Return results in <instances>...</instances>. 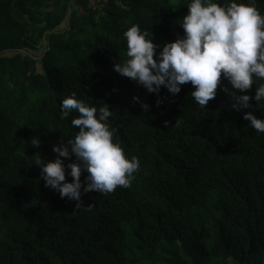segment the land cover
<instances>
[{
	"label": "trees",
	"instance_id": "trees-1",
	"mask_svg": "<svg viewBox=\"0 0 264 264\" xmlns=\"http://www.w3.org/2000/svg\"><path fill=\"white\" fill-rule=\"evenodd\" d=\"M186 2L0 0V264H264V132L244 119L264 102L233 109L222 77L202 108L190 82L154 93L113 68L133 24L161 48L182 36ZM72 93L107 103L114 142L140 160L130 187L83 193L81 209L34 162L78 131V112L60 115Z\"/></svg>",
	"mask_w": 264,
	"mask_h": 264
},
{
	"label": "clouds",
	"instance_id": "clouds-1",
	"mask_svg": "<svg viewBox=\"0 0 264 264\" xmlns=\"http://www.w3.org/2000/svg\"><path fill=\"white\" fill-rule=\"evenodd\" d=\"M185 4L188 12L179 22L183 35L162 48L140 25L127 28L123 32L126 58L114 62V71L154 93L163 86L175 95L190 82L194 86L191 96L202 108L216 97L222 77L228 81L222 90L232 98L233 109L252 107L253 99L257 104L264 102V83L256 86L254 96L247 91L257 80H264V14L255 0H187ZM133 100L145 111L149 108L138 96ZM60 106L61 118L73 111L79 113L71 119L78 131L66 142L53 145V152L58 154L55 159L45 161L40 155L35 159L45 186L58 191L62 198L76 201L78 209L83 208V193L96 190L108 194L117 186L130 187L140 160L126 157L123 147L114 142V130L108 124L112 115L109 105L90 106L72 93L62 98ZM244 119L264 132V118L254 111L244 112ZM30 143L39 146L41 141L32 137ZM73 155L75 159L66 164L63 158ZM66 170H70L71 181L66 179Z\"/></svg>",
	"mask_w": 264,
	"mask_h": 264
},
{
	"label": "rangeland",
	"instance_id": "rangeland-1",
	"mask_svg": "<svg viewBox=\"0 0 264 264\" xmlns=\"http://www.w3.org/2000/svg\"><path fill=\"white\" fill-rule=\"evenodd\" d=\"M93 3L100 5L101 0H93ZM38 53V52H37Z\"/></svg>",
	"mask_w": 264,
	"mask_h": 264
}]
</instances>
